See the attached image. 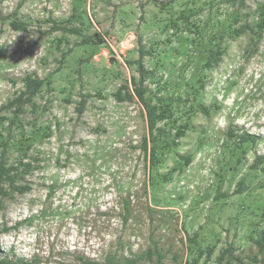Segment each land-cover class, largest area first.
<instances>
[{"label":"rangeland","instance_id":"374dc122","mask_svg":"<svg viewBox=\"0 0 264 264\" xmlns=\"http://www.w3.org/2000/svg\"><path fill=\"white\" fill-rule=\"evenodd\" d=\"M186 3H208L191 22L201 27L208 21L210 36L232 21L234 11L242 16L234 27L244 14L252 21L264 0L243 6L220 0H0V108L23 89L26 76L48 78L50 85L35 98L43 110L36 123L51 130L34 147L41 162L28 177L32 190L0 210L1 257L76 264L77 256L96 259L115 250L120 239L129 258L156 247L162 264H190L200 250L197 264H252L258 250L249 237L264 231V31L256 42L250 33L226 37L218 65L202 72L199 48L184 41L190 37L162 28ZM13 12L28 24L25 32L10 28ZM56 25L78 34L53 30ZM139 59L168 84L158 94L181 96L157 127L170 134L187 125L177 155L167 154L157 170L170 181L155 185L139 148L147 135L142 107L114 97L138 77ZM196 73L203 75L200 89L191 80ZM145 85L155 89V83ZM0 133L6 134L2 125ZM244 133L255 141L235 147ZM186 155L192 158L179 169L176 160ZM125 202L131 207L127 223ZM226 249L231 255L219 263Z\"/></svg>","mask_w":264,"mask_h":264},{"label":"trees","instance_id":"16d2710c","mask_svg":"<svg viewBox=\"0 0 264 264\" xmlns=\"http://www.w3.org/2000/svg\"><path fill=\"white\" fill-rule=\"evenodd\" d=\"M176 1V0H172ZM227 3L229 6H243L245 0H220ZM190 2V1H187ZM208 3H202L196 7H190L184 4V8L176 15L171 14L168 23L162 28L171 29L175 32L179 31L186 33L190 37H185L184 41H190V45L194 48H199L200 57L196 65L199 69L209 70L217 66L220 62L222 49L221 42L227 38H238L241 35L250 33L254 42L260 39L262 32L264 31V4H260L257 7L256 18L252 21H248L250 16L244 14L246 18L243 20V24L238 27H234L235 24L240 22L242 16L240 11H234L232 13V21L221 22L220 26L215 27L216 31L212 35H208L206 28L208 27V21L203 26L191 22V20L198 16L201 10ZM8 24L14 31L25 32L28 24L18 18V14L13 12L8 17ZM0 21H2L0 17ZM227 23V24H225ZM208 24V25H207ZM53 30L67 31L70 34H78V30L75 28L66 29L63 26L56 25ZM84 42H88L85 40ZM142 55L140 56V58ZM129 64V63H128ZM138 77L134 75L130 78L129 82L120 86L114 97L117 101H129L137 103L142 107V112L146 123L147 135L143 137L140 150L144 154L147 169L149 171L148 178L151 179V184L166 183L170 181L169 174L159 175L157 170L163 163L167 154L173 152L177 155L176 149L179 139L184 137L187 130V125L181 124L173 128V133L167 134L163 128L157 127L158 123L168 120L172 116V112L175 106L179 107L181 103V96L173 98L172 96H163L158 94L168 85L162 80H156L153 77V73L144 69L143 65L138 61L137 69ZM196 73L192 78V83L196 85L198 89L201 88L202 76ZM146 81L155 83V89L152 91L147 85ZM186 81V86H188ZM50 85L48 78L40 79L31 75L26 76L23 79V89L19 91L18 95L9 100L6 104L0 108V125L3 126V130L6 133L3 135L0 133V210L4 208V202L14 195L23 196L32 190L33 182L28 177L33 175V172L37 171L40 167L39 156L41 152L35 149V145L42 143L43 139L50 138L51 130L49 126L37 125L36 120L42 115L43 110L40 109L35 103V98L38 97L43 89ZM131 86V88H130ZM191 86V85H190ZM192 88V86H191ZM193 88H195L193 86ZM196 89V90H198ZM188 94L187 92H185ZM197 95L193 98L196 100ZM188 100L185 98L184 102ZM84 101L78 103L77 112L81 114L84 110ZM203 112H207L203 105H199ZM190 106L187 107L189 113ZM191 110V109H190ZM28 115H33L34 119L29 121ZM32 125V126H31ZM232 134V133H231ZM171 136V138H170ZM255 137H249L246 133L239 135L238 140L235 142V147H241L242 144L253 143ZM236 152L237 150H233ZM15 153L14 156L9 153ZM191 155L181 156L176 160L177 167L182 169L186 167ZM252 166L255 169L256 165H260L262 159H258ZM264 171V169H263ZM131 215V207L129 202H125L123 205V220L128 222ZM7 230L5 229V232ZM196 234L192 238H188L190 243L196 242ZM249 240L257 247L258 254L250 259L252 264H264V231L260 232L255 237L250 235ZM212 249V247H210ZM211 249L207 252L210 255ZM124 245L119 239L115 250L107 249L99 258L91 259L84 255L77 256L76 264H139L143 261H148L149 264H162L163 256L157 251L156 247L152 250H148L145 253H141L134 258H129L124 255ZM203 251L200 250L198 255L192 259L190 264H197L198 260L203 255ZM225 255H231V251L226 249L218 257L217 261L221 263ZM155 257L152 263V258ZM0 264H31L27 261L12 262V259L0 256ZM238 264H242V261L238 260Z\"/></svg>","mask_w":264,"mask_h":264}]
</instances>
